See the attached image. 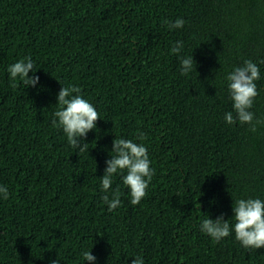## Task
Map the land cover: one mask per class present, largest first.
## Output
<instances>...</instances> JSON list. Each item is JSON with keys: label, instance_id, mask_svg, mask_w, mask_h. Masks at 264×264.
I'll use <instances>...</instances> for the list:
<instances>
[{"label": "trees", "instance_id": "trees-1", "mask_svg": "<svg viewBox=\"0 0 264 264\" xmlns=\"http://www.w3.org/2000/svg\"><path fill=\"white\" fill-rule=\"evenodd\" d=\"M177 18L182 28L165 24ZM191 53L196 71L181 74ZM25 57L39 82L14 87L7 69ZM245 60L260 70L250 111L264 120V0H0V264H264V248L234 232L200 231L206 216L234 223L239 198L264 200V124L224 119L235 117L226 76ZM62 86L100 115L88 151L52 124ZM114 138L144 144L155 171L136 205L126 170L115 174L110 212L101 176Z\"/></svg>", "mask_w": 264, "mask_h": 264}, {"label": "clouds", "instance_id": "clouds-1", "mask_svg": "<svg viewBox=\"0 0 264 264\" xmlns=\"http://www.w3.org/2000/svg\"><path fill=\"white\" fill-rule=\"evenodd\" d=\"M170 29L182 28L185 21L177 18L174 22L165 21ZM183 48L182 41H176L170 51L179 55ZM181 74L187 75L195 69V61L192 53L189 56H180ZM36 67L31 57H25L9 65L7 71L13 80L19 78L26 86H36L38 76H29V72L35 73ZM260 79L259 67L251 60H245L241 66H236L226 76L228 81L229 98L235 111L225 113L224 119L228 124L237 120L241 124H248L249 130L255 132L257 125L264 124V120L254 118L250 111L254 98L258 95L255 81ZM78 86H62L57 93L56 103L59 108L54 113L56 119L52 120L53 126L62 128L66 134L68 144L80 152L88 151L84 138L90 130L96 129V121L100 118L95 106L80 94ZM137 139H146L145 133L137 131ZM111 158L105 161L106 168L101 176L102 191L105 193L102 200L108 206V211H113L121 205L120 192L117 188L109 198L108 190L111 188L113 176L122 175L123 184L129 189L131 204H138L146 195L148 185L154 175V169L150 166L148 149L142 143H135L131 139L114 138L112 141ZM0 194L7 200L9 197L7 186L0 185ZM234 223L218 216L210 219L206 216L200 223V231L208 235L212 240L219 242L221 239L234 232L235 239L245 248H264V200L259 198H239L232 202ZM84 260L95 261L96 257L90 251H84ZM50 264H59L58 259H53ZM131 264H144L141 256L132 259Z\"/></svg>", "mask_w": 264, "mask_h": 264}]
</instances>
